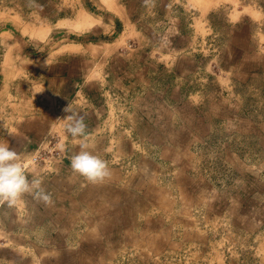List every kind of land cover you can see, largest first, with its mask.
I'll use <instances>...</instances> for the list:
<instances>
[{
	"label": "crops",
	"instance_id": "1",
	"mask_svg": "<svg viewBox=\"0 0 264 264\" xmlns=\"http://www.w3.org/2000/svg\"><path fill=\"white\" fill-rule=\"evenodd\" d=\"M185 2L66 0L58 23L88 33L78 52L52 51L57 60L48 61L44 82L33 88L21 79L0 84V115L12 116L6 124L15 130L10 135L0 116V139L21 161L48 131L65 139L62 158L31 164L26 173L42 179L52 203L25 194L16 206L0 204V264H149L151 252L178 247L198 212L208 217L220 203L226 208L231 186L236 200L238 182L251 193L260 187L261 172L245 164L244 152H264L263 103L247 110L242 91L249 77L264 78L262 37L242 29L199 34L203 22L178 11ZM29 6L24 12L18 0H0V18L8 17L0 28H10L0 32L2 44L7 36L19 44L33 32L45 37L39 19L40 27L56 25L55 0ZM106 26L112 41L98 33ZM214 26L210 19L203 25L207 33ZM209 42L219 45L212 50ZM12 49L0 56H12ZM220 82L231 85L221 89ZM9 90L19 91L9 97L13 108L2 106ZM71 103L88 113L90 150L108 164L111 175L101 183L71 168L80 150L63 120ZM214 182L232 185L215 197Z\"/></svg>",
	"mask_w": 264,
	"mask_h": 264
},
{
	"label": "rangeland",
	"instance_id": "2",
	"mask_svg": "<svg viewBox=\"0 0 264 264\" xmlns=\"http://www.w3.org/2000/svg\"><path fill=\"white\" fill-rule=\"evenodd\" d=\"M65 1L55 0L53 18L55 26L40 27L45 20L39 19L38 23L39 25L41 24L38 27L39 30L42 28V31H48L45 37L40 38L33 32L31 36L26 35V42L20 41V44L14 40L9 42V36L6 37L5 43L2 44L3 38L2 36L0 37V50H5V54L7 51H11L12 48L14 50L12 56L10 54L6 55V57L0 56V84L12 85L21 79L22 84H31L30 86L33 88L34 84L44 82L41 72L45 68L43 67L45 60H57L55 54H59V52L64 50L78 52V45L83 44V40L80 41L79 38L85 39L88 33L83 34L76 27L64 26L58 23L61 17L67 15L66 12L62 13L60 10L62 3ZM18 2L19 5H22L24 12H31L29 9L34 7L29 6L30 0H18ZM185 3L187 5L179 7L178 11H185V17L195 18L203 22L201 25L197 24L199 34L219 36V34H228L231 30L242 29L245 30V34H250L253 37L252 39H254V36H261L262 47L264 48V0H213V3L211 0H186ZM118 14H120V11ZM153 17L157 18V13ZM3 18L0 19L4 20L3 22H8L6 21L8 17L3 16ZM206 19H210L216 25L212 33L210 31L207 33L205 27H203ZM8 29L10 28L1 27L0 32ZM101 29L98 32L101 35V39L105 42L112 41L113 38L109 34H112L110 32L113 31V28L106 26V28L101 27ZM73 31L78 34L81 33V35L74 34ZM214 44L219 45V43L209 42L212 50ZM250 44L253 45V42ZM220 45L222 46V44ZM52 51H56L55 54ZM107 53L108 51L103 49V55ZM214 53L217 56L219 55L217 50ZM19 54H21L22 58L18 57ZM31 55L35 58H31ZM47 55L48 57L50 56V59H47ZM223 84L220 82L221 89L224 87L228 88L227 86L231 85L228 82ZM257 87L260 89L256 91ZM242 93L243 95L245 94L243 99L246 100L247 110L251 106L252 111L255 103L258 102V105H260L259 101L263 103L260 108L264 118V78L262 76L259 78L249 77L247 90L245 91L244 89ZM2 94L5 96L2 106L13 108L15 100L9 97L18 95L19 91L9 90ZM224 94L226 97H231L229 95L231 92L225 91ZM0 116L3 122L12 121V116L9 114L2 113ZM64 140L56 131L46 132L33 153L21 161L26 173L28 166L35 164L32 162L34 154L39 157L36 164L44 165L48 164L53 157H60L61 154L63 156L58 145ZM247 142L249 141L247 140ZM246 153H248L247 149L244 152L245 164L252 171L255 169L256 172H261V177L258 178V181L261 180L260 187H257L256 191L251 193V191L245 190L246 185L244 182H238L236 193L239 192L238 196L240 197L236 200L235 193L232 192L233 186H231V193L228 194L227 199H224L226 208H223L220 203L215 206L213 214L208 217H206V214L200 216V212H198V216L187 227V233L182 231V234H180L181 244L178 243L177 248L168 247L165 252H151L147 258L149 264H264V152H256L250 155H246ZM258 181L253 182L258 183ZM229 185H232V182L225 184L223 182H214V187L212 188L215 191V197L217 194L221 195L223 191L228 190ZM257 189H260V191ZM230 199L233 200L231 203H229ZM236 202L239 203L240 207L234 204ZM232 207H237L239 212L235 211L233 213L231 211ZM167 222L172 223V220H167Z\"/></svg>",
	"mask_w": 264,
	"mask_h": 264
},
{
	"label": "clouds",
	"instance_id": "3",
	"mask_svg": "<svg viewBox=\"0 0 264 264\" xmlns=\"http://www.w3.org/2000/svg\"><path fill=\"white\" fill-rule=\"evenodd\" d=\"M147 3L148 0H145V4ZM43 67H50L48 60H45ZM64 112L67 114L63 118L66 122V132L73 139H79L80 150L71 156L72 170L90 183L103 182L111 173L107 162L90 150L86 124L88 113L76 111L72 103L64 108ZM4 127L10 135L15 134V130L7 127L6 122ZM58 147L61 151L65 150L63 142ZM42 183V179L35 174L29 179L20 154L11 149L7 141L0 139V204L16 206L25 194L32 195L35 200L46 205L51 204L52 196L42 187Z\"/></svg>",
	"mask_w": 264,
	"mask_h": 264
},
{
	"label": "built area",
	"instance_id": "4",
	"mask_svg": "<svg viewBox=\"0 0 264 264\" xmlns=\"http://www.w3.org/2000/svg\"><path fill=\"white\" fill-rule=\"evenodd\" d=\"M38 159H39L38 155L34 154V157L32 158V162L37 163Z\"/></svg>",
	"mask_w": 264,
	"mask_h": 264
}]
</instances>
